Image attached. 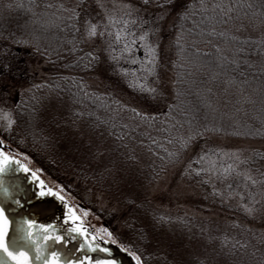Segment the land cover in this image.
Here are the masks:
<instances>
[{"label": "trees", "instance_id": "1", "mask_svg": "<svg viewBox=\"0 0 264 264\" xmlns=\"http://www.w3.org/2000/svg\"><path fill=\"white\" fill-rule=\"evenodd\" d=\"M72 1L75 0H68L70 3ZM17 2L18 0H0V31L4 32V35L0 36V63L6 62L10 65L9 70L0 77V95L11 94L13 118L16 121L13 131L7 135L9 144L31 157L43 172L64 185V190L73 196L82 200L86 192L94 189L109 198L108 205L95 209L108 229L122 243L132 244V250L141 252L145 264H168L177 255L176 249L181 240L174 241L165 235L168 219L164 220V215L150 208L148 200L151 199H145L144 194L137 197L135 191L137 194L142 185L151 184L165 169L182 161L208 136L264 139V108L261 107L258 88V85L264 87V72L260 71L264 67V44H261L264 40V26L253 28L246 20L243 21V28L239 27V20L230 24H214L212 26L216 27L217 33L226 31V35L205 34L206 38L197 45L202 48L201 56L208 55L205 44L211 49L212 55L216 54L214 45L219 44L226 57L237 60L235 65L229 60L228 71L238 79L249 80L251 87L246 90H256L254 103L236 102L234 87L225 92L222 81L226 77L214 82L213 92L209 97L211 103L198 98L196 88L208 81V75L193 68L191 72L196 74L192 76L191 83L187 82L190 71L179 67L184 61L177 60L175 46H169L172 81L186 82L172 83L170 98L160 109L154 111L160 115L155 120L146 122L135 117L130 111L131 108L137 107L123 101L114 92L102 90L93 82L95 70L85 67L83 58L90 52L93 55L96 53L84 47L80 33L65 30L62 25L53 26L47 33V39L41 42L40 53L33 52L31 46L15 44L11 38L6 39L8 30L15 32V25L23 24L28 19V14L23 9L15 7ZM36 2L43 8L45 2L50 3L53 0ZM208 2L212 3L213 0ZM228 2L235 4L237 0H225V3ZM8 3H12L13 8L7 9L5 5ZM231 15L236 17L239 13L234 11ZM5 20L8 21L7 28ZM174 21L173 15L167 28L169 41L175 36V30L171 27ZM45 48L49 50L47 54L43 52ZM174 61L176 63H173ZM233 68L236 70L232 71ZM32 85L40 87L32 88ZM11 87L13 90H10ZM177 89L185 95H180ZM21 91L22 95L19 94ZM189 92L192 95H187ZM116 101L120 102L119 105ZM169 104L178 106L170 116H165L163 113L168 111ZM123 105L128 107H122ZM33 108L37 110L34 122L30 120ZM74 110L84 113L79 123H100L101 126L96 131L103 133L110 147L119 145L115 155L132 177L119 191L93 179L99 175V169L93 170L84 165L78 153L65 155L60 148L43 150L39 142L34 140L31 134L33 132L37 137L40 136L41 130L44 135L53 132L55 125L51 117L59 115L71 119L70 113ZM166 120L168 123H165ZM32 123L35 128L29 126ZM64 127L61 126V132ZM190 129L202 134L193 137L186 148L182 147L180 139L182 136H188ZM72 131L74 130L69 129L70 136ZM57 139L60 140V137ZM152 141H155V144ZM65 143L60 140L61 146ZM168 153H173V156L169 157ZM124 157L130 159L125 160ZM262 160V153L255 151L248 164L257 166ZM181 218H186V215ZM242 221L243 219L232 216L228 219L232 232L211 231L209 234L216 238L217 246L227 239V244L223 245V249L226 248L227 251L222 253L226 261L260 264L264 254V229ZM233 245L237 246L233 249ZM217 251L221 249L217 247ZM182 255L187 264H195L192 256L186 253Z\"/></svg>", "mask_w": 264, "mask_h": 264}, {"label": "snow or ice", "instance_id": "2", "mask_svg": "<svg viewBox=\"0 0 264 264\" xmlns=\"http://www.w3.org/2000/svg\"><path fill=\"white\" fill-rule=\"evenodd\" d=\"M149 5L155 9V14L145 19L141 15V10L144 9L147 12ZM5 7L11 9L13 4L8 3ZM15 7L23 9L28 14V19L23 24L15 25V32L8 30L6 39L11 38L15 44L31 46L33 52L40 53L41 42L47 39V33L51 27L62 25L65 30L78 34L83 28V36L86 40L103 37L111 41L106 51L112 55L107 59L116 61L118 64L117 58L128 59V56L123 55L128 53L132 54L133 62L139 61L141 75L134 77L130 87L144 94L148 101L157 100L165 95L159 87L161 76L158 69L162 52L161 43L165 34L164 22L174 14L175 21L171 27L175 30V36L169 41V46H175L178 53L177 60L184 61L179 64V67L189 69L190 75L187 82L191 83L192 76L196 74L191 72L193 68L209 77L208 81L196 88L197 97L211 103L209 97L213 92L214 82L219 81L221 77H226L222 81L224 91L227 92L229 88L234 87L236 102L240 104L255 102L256 90L252 92L246 90L251 87L249 80L238 79L228 71L229 60L233 65L237 64V60L226 57L219 44L214 45L215 55L211 54V49H208L205 44L204 48L207 49L208 55L201 56L202 48L197 45L206 38L205 34L226 35V31L217 33L216 27L212 26L214 24H230L239 20L241 21L239 27L243 28L245 27L243 21L246 20L250 27L264 26V0H237L235 4L225 3V0H218V2L213 0L212 3L208 0H143V3H140V0H112L111 3L108 0H75L71 3L68 0H53L50 3L45 2L43 8H40L36 0H27V2L18 0ZM53 9L55 11H52ZM234 11L239 15L232 16L231 13ZM4 24L7 28L8 21L5 20ZM3 35L4 32L0 31V36ZM116 44H122V47L118 50L113 47ZM261 44H264V40ZM137 46L144 49L143 58L134 55L133 48ZM257 46L260 47V45ZM73 50L76 49L73 48ZM48 51L46 48L43 49L45 54ZM186 52L188 55H185ZM83 60L85 67L92 70H96L100 63V57L91 52ZM94 61L96 63H93ZM9 68L8 63H0V77L4 76ZM235 70V68L232 69V71ZM121 71L127 73L128 70L121 69ZM260 71L264 72V67ZM149 77H154V80H150ZM185 82L172 81L173 84ZM31 87L36 88L40 85ZM258 88L261 107L264 108V87L258 85ZM177 91L180 95H185L183 91L179 89ZM19 94L22 95V91ZM187 95H192V93L189 92ZM116 103L119 105L120 102L116 101ZM177 106V104H169L168 111L163 115L170 116ZM122 107L128 106L123 105ZM36 111L33 108L30 113V120L33 122L36 119ZM130 111L135 117L146 122L153 121L160 115L159 112L142 111L138 108H131ZM70 116L71 119L59 115L51 117L55 125L53 132L44 135L41 130L38 137L33 132L31 134L34 140L39 142L43 150L60 148L65 155L78 153L84 165L93 170L99 169V175L94 176L93 179L119 191L126 181L132 179L126 167L118 161L115 155L119 145L110 147L103 133L96 131L101 126L100 123L95 121L90 124L79 123L80 118L84 116L83 112L74 110ZM15 122L10 112L5 113L4 126L8 132L13 131ZM102 123H107V121H102ZM165 123L168 121L166 120ZM29 126L35 128L34 123ZM61 126H65L63 132L60 131ZM69 129L74 130L71 136ZM201 134L199 131L193 132L190 129L188 136L181 137V146L186 148L193 137ZM57 137L66 143L61 146ZM21 140L23 142V138ZM152 143L155 144V141ZM6 145L7 141L0 138V264H122L121 260L111 255L113 249L107 246L108 243L118 245L130 256L134 264H145L141 252L132 250V244L122 243L110 229L102 225L93 230L85 224L84 219L90 210L78 204H70L67 196L63 194L64 185H48L38 175L42 169H33L25 162L31 157L23 152L14 154L12 150H6ZM206 155L203 154L201 158ZM168 156L172 157L173 153H168ZM124 159L130 158L124 157ZM131 159L135 158L131 157ZM208 164L209 167L206 170L197 168L195 171L197 173L219 171L228 174L235 169L238 175L243 176L245 182L250 181L252 185H264V174L260 175L258 181L249 171L235 164L218 166L214 160L208 161ZM20 173L28 175L21 177ZM29 181L35 182L34 189L28 183ZM247 186L248 184L245 183V187ZM259 194L261 200H264V186L259 188ZM256 195V192H249L247 202H244L245 197L241 193L238 207L252 216L257 213L264 215V206L259 204ZM46 197H53L62 204L59 213L49 212L47 208L34 209L32 207V201L40 202ZM130 203H135V201H130ZM26 204L28 208H25ZM163 219L167 220L168 217H163ZM215 239L213 235L203 232L198 236H188L182 239L176 249L177 255L168 264H187L182 253L192 256L195 264H242L241 261L219 260L218 257L221 255L223 245L227 244V239H224L223 244L218 246L215 245ZM236 246L233 245V249ZM217 247L221 251H217ZM241 250L243 251L242 246ZM101 253L108 255H101ZM260 264H264V254H262Z\"/></svg>", "mask_w": 264, "mask_h": 264}, {"label": "rangeland", "instance_id": "3", "mask_svg": "<svg viewBox=\"0 0 264 264\" xmlns=\"http://www.w3.org/2000/svg\"><path fill=\"white\" fill-rule=\"evenodd\" d=\"M108 2L111 3L112 0H108ZM140 3H143V1ZM154 14L155 9L151 5L148 6L147 12L144 9L141 10V15L145 19ZM173 15L169 16L164 22L165 34L161 43L162 52L158 72L161 76L159 87L165 92L162 98L148 101L144 94L130 87L134 77L141 75L140 63L138 60L133 62L132 54H123L128 56V59L118 57V64L116 61L107 59L112 55V53L106 51L107 45L111 41L103 37L86 40L83 36V28H81L80 37H82L84 47L92 50L100 57V63L93 75V82L102 90L116 93L123 101L131 103L143 111L154 112L160 109L171 96L172 72L167 28ZM113 47L119 50L122 44H116ZM133 53L140 58L145 55L144 49L139 46L133 48ZM121 69H127L128 71L124 73ZM149 79L154 80V77H149ZM10 90H13V87ZM0 109H2L0 111V138L7 141L6 146L8 148L6 150L10 149L14 154L22 152L9 144L7 135L10 132L4 126L5 113L10 112L13 115L10 93L0 95ZM255 151L262 153L263 160L257 166H250L248 162ZM203 154L207 155L201 158ZM21 159H24V157H21ZM212 160L218 166L235 164L237 167L249 171L253 178L259 181L260 175L264 172V139H231L224 136H208L198 148L185 156L182 161L165 169L151 184L142 185L137 194L135 191V196L138 197L144 194L145 199H151L148 201L153 211L168 217L165 235L174 241L186 239L188 236H198L202 232L204 234H209L211 231L230 233L232 229L228 219L232 216L243 219L242 223H251L253 227L259 225L264 229V215L257 213L252 216L238 207L240 194L244 195V202H247L249 192H256L257 201L264 206V200H261L259 194V188L264 185H252L250 181L245 182L243 176L238 175L235 169L228 174L219 171L215 173L207 171L197 173L195 171L197 168L206 170L209 167L208 161ZM25 162L33 169L39 168L32 159L25 160ZM38 175L50 186L60 185L43 171L39 172ZM245 183L248 184L247 187H245ZM63 194L67 196L68 202L71 204H78L82 208L90 210L84 222L93 230L102 225L107 227L102 218L95 212V209L108 205L109 200L107 199L109 198L94 189L86 192L82 200L66 190ZM81 215L83 214L81 213ZM184 215H186V218H181ZM226 251V248L221 251V255L218 257L219 260L226 261L222 256V253Z\"/></svg>", "mask_w": 264, "mask_h": 264}, {"label": "water", "instance_id": "4", "mask_svg": "<svg viewBox=\"0 0 264 264\" xmlns=\"http://www.w3.org/2000/svg\"><path fill=\"white\" fill-rule=\"evenodd\" d=\"M19 175H21V177H24V176H27L28 174L20 173ZM28 183L33 186V189L35 188V182L29 181ZM30 199L31 198L29 197V200ZM31 204L34 209L35 208H47L49 212H55V213H59L62 209V204L53 197L43 198V200H41L40 202L32 201ZM25 208H28L27 204L25 205ZM41 218L44 219L45 217H41ZM107 246L113 249L112 252L115 254L117 259L122 260L125 257H127L130 259L129 261L132 262L130 256L127 253H125L122 249H120L118 245L108 243ZM93 255H96V253H93ZM129 261H128V264H130ZM132 263L134 264V261Z\"/></svg>", "mask_w": 264, "mask_h": 264}, {"label": "flooded vegetation", "instance_id": "5", "mask_svg": "<svg viewBox=\"0 0 264 264\" xmlns=\"http://www.w3.org/2000/svg\"><path fill=\"white\" fill-rule=\"evenodd\" d=\"M102 255H108V254H103V253H101ZM111 255L112 256H114V257H116L115 256V254L112 252L111 253ZM124 258V257H123ZM130 259L129 258H127V257H125L124 259H122L121 261H122V264H128V261H129ZM130 262V261H129ZM133 262V261H132ZM132 262H130V264H133Z\"/></svg>", "mask_w": 264, "mask_h": 264}]
</instances>
